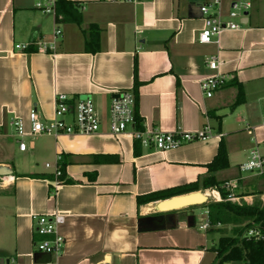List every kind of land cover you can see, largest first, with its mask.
Instances as JSON below:
<instances>
[{
  "label": "crops",
  "instance_id": "0c3cea01",
  "mask_svg": "<svg viewBox=\"0 0 264 264\" xmlns=\"http://www.w3.org/2000/svg\"><path fill=\"white\" fill-rule=\"evenodd\" d=\"M66 1L81 24L58 23L62 34L50 56L35 46H15L51 40L53 18L36 11L34 0H0V168L12 171L0 186V259H52L34 248L44 238L32 216L58 213L64 249L57 264H213V241L209 246L206 235L219 227H203L213 222L206 206L218 191L201 183L220 143L229 167L216 172L215 181L234 182L236 203L264 205V174L245 177L239 170L253 148L264 147V1L253 0L245 18L235 20L240 29L223 31L210 45L197 37L200 6L212 0ZM233 1L220 0L223 21ZM90 25L98 32L95 54L84 49L83 31ZM210 57L228 81L205 98L199 81L211 74L205 66ZM124 90L136 96V129L190 133L209 126L213 137L160 153L111 136L103 124L93 135L37 137L19 152L11 123L19 119L28 128L32 108L48 120L56 95L71 102L89 98L106 121L114 92ZM197 183L199 190L192 188ZM193 193H209L207 201L157 209ZM142 197L151 201L139 203ZM196 207L207 216L198 226Z\"/></svg>",
  "mask_w": 264,
  "mask_h": 264
},
{
  "label": "built area",
  "instance_id": "2783aa9c",
  "mask_svg": "<svg viewBox=\"0 0 264 264\" xmlns=\"http://www.w3.org/2000/svg\"><path fill=\"white\" fill-rule=\"evenodd\" d=\"M59 0H34V9L42 15L51 16L55 24L51 40H41L27 45H16L15 49L25 50L29 46H35L37 53L55 56L53 51L56 47V40L62 32L57 27L62 21V16L57 11ZM108 3H135L137 0H102ZM253 0H236L230 4V10L227 14V21H223L220 15V0H212L210 4L200 6V13L203 18V29L198 34L197 42L203 45L217 44V37L226 30L236 31L240 29L241 24L238 21L245 18L250 10ZM264 1V0H263ZM219 62L217 58L210 57L205 60V66L211 74L203 77L199 81V89L205 98H211L214 93L223 88L228 81L225 75L218 72ZM262 123L264 124V108ZM28 128L19 119H15L11 126L14 129L16 144L19 152H25L27 145L37 137L51 136L54 138L60 135H93L97 134L103 124L107 125L108 132L113 137L127 136L133 142H140L144 147L152 146L160 153L175 150L184 144L191 142H205L210 140L212 130L209 126L203 127L195 132H160L147 129L138 130L136 125V96L132 90L114 92L111 99L106 121L95 108L93 101L89 98L76 99L71 102L69 97L64 94H58L54 98V110L51 119L42 120L39 118L36 110L32 108L28 114ZM130 128V130H128ZM220 137V136H219ZM46 167L48 165L46 164ZM241 172H249L258 176L264 174V156H261L256 148L250 152L248 160L239 166ZM62 173L56 169L55 177H60ZM4 177H0V186L4 185ZM58 184L54 186L56 189ZM234 182L227 181L221 185L222 191L226 194L223 197L220 191L213 195V203L236 202L234 195ZM206 195V194H203ZM208 198V194L206 195ZM210 215L209 211L206 212ZM36 221L35 232L44 239L35 243L34 248L37 253L49 256L50 260L43 264H57L64 249V241L59 234V227L64 221L62 214H52L50 216H32ZM213 223V222H212ZM208 223L203 227H220V224ZM244 238L253 240L264 246V228L254 226L245 234ZM7 264H15L14 259L6 260ZM5 264L4 260L3 263Z\"/></svg>",
  "mask_w": 264,
  "mask_h": 264
},
{
  "label": "trees",
  "instance_id": "16d2710c",
  "mask_svg": "<svg viewBox=\"0 0 264 264\" xmlns=\"http://www.w3.org/2000/svg\"><path fill=\"white\" fill-rule=\"evenodd\" d=\"M58 13L62 16V21L80 25L79 14L74 9L73 4L66 0L58 1ZM84 49L87 53L98 52V32L96 26L90 25L87 31H83ZM136 61L133 66V76L136 82ZM136 120H139L136 115ZM229 167L227 153L223 143H220L218 152L212 162L207 166L208 176L201 183V187L212 188L220 191L223 197L226 194L221 189V183L215 181L214 174ZM199 183L192 186L199 190ZM150 197L138 199L139 203H149ZM209 209L213 224L221 226L236 227L231 230L232 235H228L225 229H211L208 233L220 234L217 242L213 243L209 249L215 253L213 264H225L242 262L244 264H264V246L255 243L253 240L244 238V234L252 227L264 228V206L260 203L248 206L243 203L221 202L209 203ZM241 226V227H239Z\"/></svg>",
  "mask_w": 264,
  "mask_h": 264
},
{
  "label": "rangeland",
  "instance_id": "374dc122",
  "mask_svg": "<svg viewBox=\"0 0 264 264\" xmlns=\"http://www.w3.org/2000/svg\"><path fill=\"white\" fill-rule=\"evenodd\" d=\"M49 21H50V19H49ZM49 23H51V22H48V24ZM258 151H259V154L261 155V156H264V147H259L258 148ZM244 159H237L236 161L238 162V163H243L244 161H243ZM16 162L17 163H20V164H25L26 163V160H22V159H17L16 160ZM246 162V161H245ZM244 162V163H245ZM250 174V175H249ZM243 176H251V177H256L255 176V174H251V173H249V172H246V173H243L242 174ZM208 204L209 203H213L211 200L210 201H208L207 202ZM259 204V203H258ZM252 205H254V204H252ZM260 205L261 206H264V205H262L261 204V202H260ZM196 209V211H195V216H196V223H197V226L198 225H201V224H204L206 221H207V216L206 215H204L203 214V207H196L195 208ZM239 227H241V226H239ZM219 228H221V229H225L226 231H227V234L228 235H232V232H231V230L232 229H234V228H236V227H232V226H221L220 225V227ZM207 238L209 239V246H211L210 244H211V240L213 241L212 243H214L215 244V242H217V240H218V238L220 237V234H217V233H215V234H212V233H209V235H208V233H207ZM225 264H244V263H242V262H236V263H234V262H232V263H225Z\"/></svg>",
  "mask_w": 264,
  "mask_h": 264
},
{
  "label": "water",
  "instance_id": "95a60500",
  "mask_svg": "<svg viewBox=\"0 0 264 264\" xmlns=\"http://www.w3.org/2000/svg\"><path fill=\"white\" fill-rule=\"evenodd\" d=\"M11 174H12V171L8 170L7 168H4V167L0 168V177L10 176ZM194 195L203 196L201 193H193V194H189V195H184V196H180V197L171 198L169 200L160 202L157 205V209L160 210V211L172 210L174 208L167 209V210H161V206L164 205V204H167V203L175 202V201H178L177 203H184L185 201H183V200L188 199V198H190L191 196H194ZM179 200H181V201H179ZM206 201H207V199L205 201L201 202V204L205 203ZM188 205H190V204H185V205H182V206H188ZM107 262H108V260H106V263ZM2 263H3V259H0V264H2ZM5 264H7V261H5Z\"/></svg>",
  "mask_w": 264,
  "mask_h": 264
},
{
  "label": "bare ground",
  "instance_id": "6f19581e",
  "mask_svg": "<svg viewBox=\"0 0 264 264\" xmlns=\"http://www.w3.org/2000/svg\"><path fill=\"white\" fill-rule=\"evenodd\" d=\"M206 199H207L206 195H203V196L194 195L188 199L183 200V201H185L184 203H177L178 201H175V202L164 204L161 206V210H167V209H171V208H179L185 204H198V203L205 201ZM179 201H181V200H179Z\"/></svg>",
  "mask_w": 264,
  "mask_h": 264
}]
</instances>
